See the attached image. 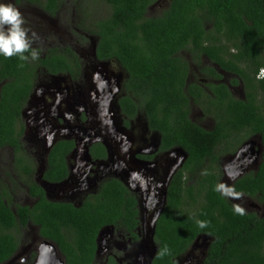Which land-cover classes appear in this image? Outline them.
<instances>
[{"label": "trees", "instance_id": "obj_1", "mask_svg": "<svg viewBox=\"0 0 264 264\" xmlns=\"http://www.w3.org/2000/svg\"><path fill=\"white\" fill-rule=\"evenodd\" d=\"M26 1L53 14L62 2ZM159 1L99 0L108 5V13L91 22L96 58L116 61L126 73L125 95L119 100L122 113L129 120L143 112L149 129L160 134L161 150L177 147L186 154L169 180L156 220L157 250L151 264H179L178 258L201 235L211 238L202 264H264V217L237 213L219 189L223 155L255 135L264 148V76L258 75L264 70V0H169L160 13L150 15ZM26 55L27 60H20L0 54V83L4 82L0 151L14 148L17 173L32 170L31 165L20 168L24 158L20 117L36 69L44 67L54 74L69 71L74 76L82 67L80 57L68 48H51L37 59ZM202 55L233 74V84L242 83L244 99L227 84H210L212 96L198 84L187 83L190 62L201 65ZM202 70L222 76L209 65ZM192 101L206 117L214 118L212 129L191 119ZM74 147V140H60L53 146L46 180L59 182L68 176L66 156ZM90 153L93 159L107 156L100 142L91 146ZM23 181L38 198L32 207L14 203L0 181V264L16 253L29 221L39 227L42 237L59 244L69 264H99L94 258L104 228L123 227L134 240L139 238L138 198L118 178H107L98 193L79 204L48 200L38 183L28 177ZM232 187L264 204V151L258 170L239 177ZM197 221L205 222V227ZM103 264L120 263L110 256Z\"/></svg>", "mask_w": 264, "mask_h": 264}, {"label": "rangeland", "instance_id": "obj_2", "mask_svg": "<svg viewBox=\"0 0 264 264\" xmlns=\"http://www.w3.org/2000/svg\"><path fill=\"white\" fill-rule=\"evenodd\" d=\"M168 1L160 0L154 4L150 8L149 14L160 13L166 7ZM0 4L12 5L20 11L24 17V26L28 30L29 37L32 38V34L35 33L36 38L33 40L32 49L37 51L40 57L44 56L51 48H59L61 50L68 48L77 54L82 61L80 73L76 75L77 72H75L74 76L72 74L53 76L47 73L43 67H40L34 92L25 106L27 132L24 136V141L26 146L34 154L33 148L40 145L33 142L34 135L36 137L41 136L44 142H40L42 148L40 153L45 156L48 145L54 143L55 138L59 137V131L66 129L69 132V138L72 137L76 144V149L69 160L70 173L72 174L67 180V184L55 186V194L62 193L59 194L60 198H68L71 202L79 204L83 198L92 193L89 186L85 183V178L91 182L101 178L98 170L99 164L92 160L90 148L97 142L108 143L109 145L106 144V146L111 152L110 160H114L118 168L121 167L120 163L122 162V165L129 171L130 177L139 173L141 178L140 182H136L135 178L132 177V179L127 180V185L130 192L138 196L141 222L140 227L137 229L139 240L135 245L138 246L143 243L145 246L144 251L147 255H143L142 259L145 264H148L150 252L153 250L150 242L152 224L156 213L161 208L164 190L169 179V173L165 169L166 160L175 159L178 164H182L185 157L182 151L176 149L159 154L157 158L147 164L133 163L127 157L129 155L134 160V154L141 146L137 136L142 132L144 133L141 130L142 127L147 129V122L143 112L130 122L117 105L116 98L122 91L120 81L125 75L123 68L116 61H100L95 56L96 36L92 32L91 22L106 16L108 5L104 2L99 3V0H62L58 10L54 14L49 15L38 8L35 3H30L26 0L21 2L17 0H0ZM202 63L203 60L201 59L200 64ZM74 67L75 69L77 68V66ZM60 79H65L66 82L59 86ZM44 85H49L53 91H56L57 95H61L62 91V95L65 96L66 91H69L67 99L71 104V100L76 99L72 108L63 113L61 117L62 126L56 125V114L54 111H56L57 105H55L56 103L53 102L51 96L43 94ZM68 85L71 86V90ZM85 98L86 102H84ZM80 103H82L81 106H79ZM38 110H41V118L49 117L51 120L50 125H56L57 129H61H56L57 131L54 134L51 126L48 129L39 126L40 131L37 130V127L34 128L32 125L36 124L34 120L37 118L36 113ZM99 111L100 113H98ZM197 111V109L194 110L191 115L194 121L204 128L211 129L212 120L197 113ZM94 114H99V120L98 116L94 117ZM103 118L107 120L106 126L95 121L102 122ZM127 121L128 124L126 123ZM108 127L113 131L107 133ZM154 134L155 132L153 131L148 132L150 141L155 138ZM101 137L105 140L101 139ZM38 140H40V137ZM155 143L156 141L154 140L153 144ZM123 150L127 151V153H124ZM6 153L8 152L6 151ZM114 154H116L115 158L112 157ZM222 157L219 162L221 165H225ZM110 160L107 162H110ZM126 162L128 163L126 164ZM75 178H79L78 181L80 179L82 181L72 184L71 180ZM3 179L8 181V178L3 177ZM228 179V176H224L220 180V185L223 184L225 187L232 189ZM141 180L145 181V187L139 185ZM71 190L74 195L72 199L67 196ZM225 196L234 205L241 206L244 212H257L256 208L262 206V203L257 199L247 197V195L241 194L240 200ZM16 201L19 202L21 200L17 198ZM210 240L211 238L207 235L199 236L188 251L178 258L179 264H202ZM99 243L98 262L105 261L109 256H114L118 261L127 262L131 260V254L134 250L133 241H131L129 234L123 227L102 229L99 235Z\"/></svg>", "mask_w": 264, "mask_h": 264}, {"label": "flooded vegetation", "instance_id": "obj_3", "mask_svg": "<svg viewBox=\"0 0 264 264\" xmlns=\"http://www.w3.org/2000/svg\"><path fill=\"white\" fill-rule=\"evenodd\" d=\"M30 2V1H29ZM32 3V2H30ZM36 6L40 9H42L43 11H45L38 3H35ZM47 14L52 15L53 13L47 12L45 11ZM201 59L203 60V63L201 65H197L196 63H192L190 62V71L188 74V79H187V83H196L198 84L200 87L203 88V90L207 91L208 93L212 94V96H214V94L211 92V89L209 87L210 84H216V85H220V84H227L231 90V92L238 98L240 99H244L245 97V92H244V88L242 83H238V84H233L232 83V79L234 77L233 74H231L230 72H227L225 70H223L220 66H218L216 63H213L207 56L202 55ZM191 60V58L189 59ZM205 65H209L211 67H215L216 70L222 75L220 77H216L212 74H210L209 72L206 73L202 70L203 66ZM43 69L53 75V76H57V75H62V74H68L71 75V73L69 71L66 72H60L57 74L54 73H50L46 68L43 67ZM40 71V67H38L35 71V77H33V85L28 97L27 102L29 101L30 97L32 96L33 92H34V88H35V84H36V80H37V75L39 74ZM126 76V73L124 75V77L121 79L120 81V85L122 87V91L121 93L117 96L116 100H117V105L119 106V100L120 97H122L123 95H125L124 89H123V81L124 78ZM66 82L65 79H60V83L58 84L59 86L63 83ZM4 82L0 83V90L2 88ZM50 84V83H49ZM68 88L71 90V86L68 85ZM62 91H61V95H57L56 91H53L52 88L49 87V85H44L43 87V94L46 95L48 94L49 96L52 97L53 102L56 103L55 105H57V107L55 108L56 111V125L58 126H62V121H61V117L63 116V113L68 110L71 109L73 106V103L76 102V99L71 100L72 104L69 102V100L67 99L68 95H69V91H66L65 96L62 95ZM45 98V96H44ZM46 99V98H45ZM47 101V99H46ZM26 102V104H27ZM84 102H86V98L84 100ZM25 104V106H26ZM77 105V104H76ZM82 103L79 104V106H81ZM25 106L21 112V117H20V122L23 124L24 126V134L22 136V154L24 155V158L21 160V165L20 168L24 165L27 168V165H31L32 166V170L28 173H26L25 171H23L22 173H17L16 168L14 166V148L8 146V147H3L0 151L1 155H0V181L1 183L8 187V190L10 192V195L12 197V201L14 203H20L21 205H29V206H33L36 201L38 200V198L33 197L30 194L29 191V187L28 185L23 181V178H29V180H33L36 183H38L44 190L46 198L48 200L51 201H68L71 202L68 198H60L59 194H55L56 192V185H60V184H67V180L69 179L70 175L72 173H70V164H69V160L70 157L72 155V153L74 152V150L76 149V144L74 149L66 156V163H67V168H68V176L66 178H64L63 180L59 181V182H50L48 180H46L44 178V173L47 169V165H48V155L51 151V149L53 148V146L60 140H74L72 137L69 138L68 134L69 132L65 129V130H60L59 131V137L55 138V142L54 143H50L47 147V150L45 148V156H42V154L40 153L41 148V143H43V139L41 136H35L34 135V140L33 142L39 143L40 145L37 147H34L33 150L35 151L34 154L32 152V150H30L24 141V136L27 132V125H26V114H25ZM54 107V106H53ZM120 107V106H119ZM121 109V108H120ZM198 110L197 113H200L202 115L205 116V114L203 113L200 105L194 103L192 101V108H191V112H190V117L191 119L194 121V119L192 118V112L194 110ZM42 113H44V111L42 110ZM196 113V112H195ZM37 118L34 120V123L32 126L34 128L37 127V130L40 131L39 126L43 127V128H50V126L52 127V133L55 134V132L61 128L57 129V126H53L50 125L51 124V120L49 119V117L47 118H41V110H38L37 113ZM45 115V113H44ZM48 116V115H47ZM135 118V117H134ZM129 119L130 122L134 119ZM210 120H212L211 122V129L214 127V123L215 120L214 118L212 119V117H209ZM49 120V121H47ZM147 121V120H146ZM196 122V121H195ZM41 123V125H40ZM67 123V121H66ZM198 123V122H197ZM199 124V123H198ZM64 125V124H63ZM148 122L146 124L147 129H144L143 127L141 128L142 131H144V133L142 132L140 135L137 136L138 141L141 143V146L139 147V149L135 152L134 154V161L133 163H137V164H147L149 161L155 159L158 157L159 154L164 153V152H169L172 151L174 149L176 150H180L182 151L184 157L186 156L185 152L177 147L171 148L169 150H161L160 146H161V137L160 134L156 131L155 132V138L152 139V141H150L149 137H148V132H150L151 130L148 128ZM139 127V126H138ZM57 129V130H56ZM44 132V131H43ZM109 133V132H107ZM40 137V140H38V138ZM256 138L257 140V144L254 146H249L244 148V150L240 153L241 149L244 147L245 143L249 140H245L242 141L241 145L234 151V152H228L224 155V157H222V161L225 163L227 161H230L231 159H233L235 156H238L237 158V162L240 163V165H242L244 173L241 175H245V174H249V173H254L258 170L261 161H262V156H263V151L264 148L261 146V137L259 135H255L253 136L251 139ZM133 139V138H132ZM154 140L156 141L155 144ZM261 141V142H260ZM41 142V143H40ZM75 142V140H74ZM102 143V142H100ZM153 144V145H152ZM260 144V146L258 145ZM106 151H107V156L106 158H99V159H92L94 162L98 163L99 167L98 170L100 171L101 174V178L98 180H96L95 182H91L90 180H88L87 178H85V183L89 186L90 191L92 192L90 195L92 194H96L99 191L100 185L103 183L104 180H106L107 178H118L121 179V177L124 179V183H127L128 179H132V177H130L129 172L126 170V168L121 164V167L118 168L117 167V163H115L114 160H110L111 158V152L108 151L107 147ZM5 150V151H4ZM144 150V151H143ZM6 151L8 153H6ZM124 153H127V151H124ZM91 154V153H90ZM44 155V154H43ZM42 156V157H41ZM143 156H151L150 159H146ZM112 157H116V154H114ZM185 159V158H184ZM108 160H110V162H107ZM184 161V160H183ZM128 162H126L127 164ZM183 163V162H182ZM175 166H177L176 170L172 172V175L177 171V169L179 168L178 166V162L173 159V160H166V171L169 173L172 170H174ZM222 166V178L224 176H228V174H226L225 170H224V164L221 165ZM5 167V168H4ZM75 171V170H74ZM20 174H22V176H20ZM4 178H8V181H5L3 179ZM84 176V175H83ZM240 176V177H241ZM127 178V179H126ZM169 178V177H168ZM221 178V180H222ZM79 178H75L72 179L71 181L73 182L72 184H75L78 181ZM230 177L228 179L229 184L231 185V187L233 186L234 182L230 181ZM82 181L81 179L78 181L80 182ZM127 186V184H126ZM144 187H145V183H144ZM233 188V187H232ZM233 190V189H232ZM223 192V191H222ZM235 193H238L236 191H234ZM242 195H247V194H243V193H239ZM54 195V197H53ZM72 195V196H71ZM67 196L69 198H74V195L72 194V190L69 191V194H67ZM137 196V195H136ZM247 197H251L249 195H247ZM19 199L21 201L17 202L16 199ZM138 198V196H137ZM254 198V197H252ZM236 199V198H235ZM257 199V198H255ZM230 200V199H229ZM236 200H240V199H236ZM258 200V199H257ZM139 202V200H138ZM73 203V202H72ZM234 205V204H233ZM261 207H257L256 211L257 212H251V213H256L257 216L259 217H264V204H261ZM235 206V205H234ZM141 222V221H140ZM114 227V226H113ZM140 227V226H139ZM138 227V228H139ZM23 228V226H22ZM23 229H25L24 233L21 235V237L18 238L19 241V247L16 251V253L11 257V259L7 260L6 262L2 263V264H69L68 262V257L67 255L63 252L62 248L59 246V244L51 239H47L42 237V235L40 234V230L39 227L35 224H33L32 222H28L26 227H24ZM101 233V232H100ZM128 233V232H127ZM100 235V234H99ZM131 241H133V253L131 254V260L124 262V261H118L114 256V257L120 264H143L144 260L143 255H147L145 250V246L142 244L136 246L135 244H137V241L139 240V238L137 240H134L132 237H130ZM144 241V240H143ZM97 243H98V247L96 250V254H95V258H94V262L95 263H99V264H103L107 261V259L105 261H101L98 262V253L99 252V236L97 238ZM145 243V242H144ZM110 257V256H109ZM145 264V263H144Z\"/></svg>", "mask_w": 264, "mask_h": 264}, {"label": "clouds", "instance_id": "obj_4", "mask_svg": "<svg viewBox=\"0 0 264 264\" xmlns=\"http://www.w3.org/2000/svg\"><path fill=\"white\" fill-rule=\"evenodd\" d=\"M24 25V17L18 9L12 5L0 4V54L4 57L18 56L20 60H27L26 53H30L32 59L38 58L37 51L32 49L33 40L36 38L35 33L30 38ZM258 75L261 76V74ZM219 189L223 190L224 195L236 199L241 198V194L235 193L234 190L223 184L219 186ZM234 209L237 213L244 214V209L241 206L235 205ZM197 223L201 228L205 227V222L197 221Z\"/></svg>", "mask_w": 264, "mask_h": 264}, {"label": "water", "instance_id": "obj_5", "mask_svg": "<svg viewBox=\"0 0 264 264\" xmlns=\"http://www.w3.org/2000/svg\"><path fill=\"white\" fill-rule=\"evenodd\" d=\"M100 84V83H99ZM117 85H118V82H117ZM98 113H100V111L98 112ZM96 116H98V120H99V114H94V117H96ZM98 120H95L97 123H99V124H102L103 126H106V124H107V120L105 119V118H103L102 119V122H99ZM107 132H112L113 130L112 129H110L109 127H108V129L106 130ZM100 133V132H99ZM101 134V133H100ZM101 139H103L102 137H101ZM103 140H105V139H103ZM258 140V139H257ZM257 140H256V138H254V139H249L246 143H245V145H244V147L241 149V151H240V153L244 150V148H246V147H249V146H254V145H256L257 144ZM261 142V141H260ZM103 143V142H102ZM106 143V142H105ZM104 144V143H103ZM107 145H109L108 143H106ZM106 144H104L105 145V147H107L106 146ZM259 146H260V144H258ZM261 146H262V143H261ZM263 147V146H262ZM109 151V150H108ZM238 156H239V154H238ZM238 156H235L233 159H231L230 161H227L226 163H225V165H224V170H225V172H226V174H228L229 175V177H230V181L231 182H234V181H236L243 173H244V170H243V167H242V165H240V163L239 162H237V158H238ZM127 157L128 158H130L131 159V161L132 162H134V160H133V158L132 157H130L129 155H127ZM183 160V159H182ZM181 164H178V166H180ZM176 168H177V166H175V168H174V170H172L171 172H170V175H169V179H168V182L166 183V188H165V190H164V198H163V201H162V204H161V208L158 210V212L156 213V215H155V217H154V220H153V224H152V229H151V235H150V242L152 243V247H153V250L150 252V257H149V261H148V264H151V261H152V259H153V256L155 255V253H156V250H157V248H156V244H155V242H154V239H153V237H154V231H155V226H156V220H157V218H158V216H159V214H160V212H161V210H162V208H163V206H164V204H165V201H166V189H167V186H168V183H169V180L171 179V175H172V172L173 171H175L176 170ZM127 170V169H126ZM128 171V170H127ZM129 172V171H128ZM130 174V173H129ZM132 175V174H131ZM132 177L133 178H135V181L137 182V181H139L140 182V175H139V173H137V175L135 176V175H132ZM122 182H124V179L121 177V179H120ZM144 183H145V181L143 182V180H141V183L139 184L140 186L142 185V187H144ZM125 184V183H124ZM127 184V183H126ZM128 186V185H127ZM108 228V227H107ZM202 236V235H201ZM145 242V241H144Z\"/></svg>", "mask_w": 264, "mask_h": 264}, {"label": "built area", "instance_id": "obj_6", "mask_svg": "<svg viewBox=\"0 0 264 264\" xmlns=\"http://www.w3.org/2000/svg\"><path fill=\"white\" fill-rule=\"evenodd\" d=\"M260 74H261V76H264V70H262Z\"/></svg>", "mask_w": 264, "mask_h": 264}]
</instances>
